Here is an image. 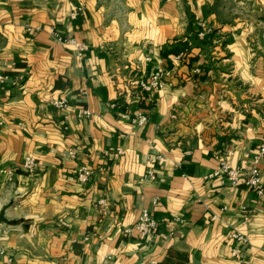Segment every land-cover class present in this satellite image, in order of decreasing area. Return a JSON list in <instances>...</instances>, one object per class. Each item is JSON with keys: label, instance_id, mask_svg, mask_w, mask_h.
<instances>
[{"label": "crops", "instance_id": "obj_1", "mask_svg": "<svg viewBox=\"0 0 264 264\" xmlns=\"http://www.w3.org/2000/svg\"><path fill=\"white\" fill-rule=\"evenodd\" d=\"M215 2L0 0V71L17 78L0 89V264H264V195L208 177L224 157L250 165L264 114L195 117L212 72L186 40L191 27L228 29L234 73L260 80L241 26L222 25ZM157 70L162 86L142 90ZM145 208L158 222L151 237L135 227Z\"/></svg>", "mask_w": 264, "mask_h": 264}, {"label": "rangeland", "instance_id": "obj_2", "mask_svg": "<svg viewBox=\"0 0 264 264\" xmlns=\"http://www.w3.org/2000/svg\"><path fill=\"white\" fill-rule=\"evenodd\" d=\"M214 6L222 25L241 26L247 47V63L252 71L260 70V80L253 82L241 79L234 73L235 67L231 62L234 54L227 46L228 29L208 30L202 23L200 30H192L191 27L186 40L191 42L192 46L200 48V53L206 59L205 64L208 65L207 72H212L210 77L200 80L201 83L197 86V101L204 106H197L195 117L202 115L203 118V113H207V117L213 118L214 114L211 112L216 113L215 109L221 114L220 117L226 120L231 114L230 109L244 113L254 108L264 114V0H216ZM188 20L192 26V22H196L197 18L189 15ZM201 31L205 32L202 36L199 35ZM224 58L228 60L225 61ZM181 115L185 121L194 118L192 112L186 109Z\"/></svg>", "mask_w": 264, "mask_h": 264}, {"label": "built area", "instance_id": "obj_3", "mask_svg": "<svg viewBox=\"0 0 264 264\" xmlns=\"http://www.w3.org/2000/svg\"><path fill=\"white\" fill-rule=\"evenodd\" d=\"M204 31L199 32V35H204ZM60 39H63L64 42L72 44L77 47L80 51L88 49L87 44L78 40L74 36H60ZM185 51V50H184ZM180 52L177 57H181L185 52ZM17 78L13 79L10 75L2 73L0 71V89L3 84L13 81L15 82ZM163 84V72L161 70L155 71L149 79H140L139 86L142 90L150 91L155 88L161 87ZM54 104L58 108H64L67 106L66 101L54 100ZM85 114H90V111L85 110ZM147 119V115L143 112H137L132 117V122L136 124H142ZM67 128V126H65ZM74 154V151H72ZM264 158V139L260 142L257 150L253 154L252 161L248 167H242L240 165L233 164L228 157L221 159V162L217 168H215L208 177L220 178L223 182L230 184L231 186L238 185L241 181L248 187L254 189L258 194L264 195V180H263V171H262V160ZM23 167L30 174H34L38 167V162L35 157L29 155L25 158L23 162ZM5 174L8 180L14 179V169L7 168L5 169ZM92 174V171L88 166H80L77 171V178L83 182H87ZM104 201V200H101ZM157 220L151 214V212L145 208L142 210L139 215L138 221L135 224V227L143 236L151 237L157 228ZM232 237L234 239L241 241H246V235L240 231H233ZM239 249L235 248L233 250L236 253ZM151 264H159L157 260H151Z\"/></svg>", "mask_w": 264, "mask_h": 264}]
</instances>
